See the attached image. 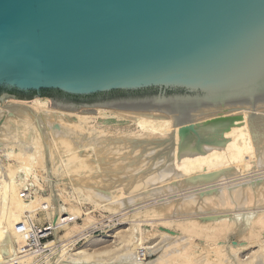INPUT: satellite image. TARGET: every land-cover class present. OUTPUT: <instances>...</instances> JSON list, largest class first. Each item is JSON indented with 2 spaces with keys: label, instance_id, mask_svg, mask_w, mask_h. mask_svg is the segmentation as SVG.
<instances>
[{
  "label": "water",
  "instance_id": "95a60500",
  "mask_svg": "<svg viewBox=\"0 0 264 264\" xmlns=\"http://www.w3.org/2000/svg\"><path fill=\"white\" fill-rule=\"evenodd\" d=\"M35 98L176 117L264 101V0H0V107Z\"/></svg>",
  "mask_w": 264,
  "mask_h": 264
},
{
  "label": "bare ground",
  "instance_id": "6f19581e",
  "mask_svg": "<svg viewBox=\"0 0 264 264\" xmlns=\"http://www.w3.org/2000/svg\"><path fill=\"white\" fill-rule=\"evenodd\" d=\"M3 104L8 105V106H10V105L24 106L30 112H28V111H17V110H6V109H3L0 107V140H2L7 145V144H10L14 139L18 140V141L20 140V141L25 142V140H27V138L30 137L28 139L29 140L28 143H30V141H31L32 144L31 145L29 144L31 147L30 150H25V151H21L20 148H18V149L16 148L17 150H15L13 147H15L16 144L13 147H12V145H10L13 150L12 149L7 150L10 147L9 146L6 149L5 156H3V154H1L3 156V160H1V158H0V160H1V162H0V264H3L7 257H13L12 254H13L14 244L19 242L23 246L25 245L23 233L22 234L18 233L16 231V228H15L16 227L15 224L19 221L20 215L24 211H29L33 215V212H36L35 210H37V208L42 209L43 207H47L45 209H50L49 204H51L50 202H51L52 197H53V196H51L52 193L50 194V196L48 198H42L39 196L31 197V196H29L28 193L25 192L28 190V188L26 190L24 189L26 186L24 187V185L22 184V179H19L16 177L17 172L20 171L24 175L23 177L27 179V177L30 175L31 169H29V166H31V165L36 166V168L46 166L43 162H45L44 160H45V157L47 155L50 156V159H54V162H55L58 160V159L55 160L57 155L59 156V154H60L63 158L62 159L63 163H61L62 166H63V164L66 167L71 165V164H75L76 166L74 165L75 167L73 169L74 173L72 174V176H70V180L74 181L75 184L79 185L78 188L79 187L81 188V189L80 188L79 189L81 190V193L83 192V194H84L83 196L90 197V198H92V200H94V198H95V200H98V198H96V196H95L94 191H96L98 189L99 185H100V187L102 186L101 181H100V184L97 186V184L99 183L97 177H94L95 178L94 179L92 177L93 173H91V172L89 173V171H91L92 168H94V166H97L98 164L100 165L101 162L103 163L104 158L107 157V160H108V157H109L108 155H111L114 153L113 158H111V160L115 159V156H116L115 152L116 151H119L118 152L119 154L117 153L115 160H117L118 159L117 157L119 156L120 158H119L118 162L120 163V165H118L116 167V163H118V162L114 161V162H116V163H114L115 168L120 167V169L124 168V170H125L124 164H127L126 165L127 167L131 166L132 168H135L136 171L138 172V174L136 175L134 173L133 177L134 176L135 177L133 180L137 183H143L145 181H149L150 179H152L157 174L158 170L161 169L163 166H165L164 165L165 163L162 164L163 161L164 162L169 161L172 163V165L175 167V169L177 168V170L174 172H176L175 175L178 174V176H177L178 179H180L181 177H185L187 175H191L192 172L194 174H199V175H203V176L205 175V177H206V175H211V174L217 175L216 173L225 171L226 170L225 168H227V167L228 168L234 167L235 171H237L238 168H241V170L244 171L245 169H247L246 167L249 168L251 165L254 164V163L250 164L251 160L253 159V158L250 159V157L251 156L254 157V154L252 153L254 150H251V146L255 145L254 143H258L256 146H259V143L261 145H264V101H259V102H255V103L251 102V103H243V104H237V105H228V106L208 108L205 110L194 112L187 117H176V116H174L170 113H166V112L128 111V110L106 109V108H97L95 115L79 114V113H74V112H70V111L52 108V107H50V100L47 98H35L31 101H18V100L8 99ZM51 126H54L53 128L55 129V131H57V135L53 139L54 141H52V142H55L54 144H52V145H54V147L51 144H49V142H48V144L45 143L43 145V143L46 142L48 139V138L44 139V137L46 135L44 136V134H43V137H42V135L40 136L39 133L35 134L36 130H40V129L45 130V128H50ZM66 130L68 131V133L66 132ZM49 131H51V130L49 129ZM63 131H64V133H63ZM39 132L43 133V131H41V130ZM45 132H46V130H45ZM46 134H48V133H46ZM50 134H49V139L52 137ZM44 140H46V141H44ZM27 141L25 142V144L27 143ZM81 141L84 142L85 145L87 144V146L85 148L83 147L84 149L81 148L79 145H77ZM50 142H51V139H50ZM19 143H21V142H19ZM84 143H83V145H84ZM182 144L184 145L183 148L185 146L189 149L193 148V150H195V152H193V154H192L193 150L191 149L192 151L190 154L189 150H188L189 152L187 150H185V152L187 151L189 154L183 155L182 154L183 148H181ZM0 146H2V145H0ZM28 148H29V146H28ZM80 148H81V150H79ZM180 149H181V151H180ZM254 149H256V147ZM260 149H261V147H260ZM249 151L253 155H251V153ZM258 152H259V149H258ZM261 152H260V154H261ZM244 153L245 154L250 153L248 155H251L250 157L247 155L249 158L245 155L248 158V160H250V162L248 164H247L248 161L243 160L245 157ZM2 156H0V157H2ZM241 159H242V161H244L243 164L240 163ZM109 160H108V162H109ZM254 160H252V161L254 162ZM51 161L49 160V162H51ZM18 162L21 164L20 166H17V164H19ZM54 162L50 163V164H52L53 167H54L53 164L56 165V162L55 163ZM59 162H60V160H59ZM104 162H106V160ZM258 162H260V161H258ZM106 163H104L103 165H106ZM121 164H123V168H122ZM109 165L112 166L111 164H109ZM114 165L112 166L113 168H114ZM161 165H162V167L160 168ZM255 166H257V165H255ZM106 167H107V165H106ZM99 168L100 167H98V169ZM103 168L105 169V167H103ZM108 168H109V166H108ZM234 168L232 170H234ZM98 169L97 170L94 169V173H95V170L98 171ZM120 169H118V170H120ZM223 169H225V170H223ZM39 170L38 171L36 170V171L39 172ZM171 170H172L171 168L168 169L169 172ZM109 171H110V173L112 172L111 170H109ZM122 171H117V169H115V170H113V172L111 174L114 175L117 172L122 173ZM125 171H124V173H126V175H127L128 172H130V169H129V171L127 169L128 172H125ZM166 171L167 170H165V172ZM239 171H240V169H239ZM108 172H106V173H108ZM227 172H229V171L227 170ZM247 172H248V170H247ZM103 173H104V171H103ZM110 173H109V175H111ZM171 173H172V171H171ZM231 173H232V171H231ZM233 173H234V171H233ZM88 174L89 175L91 174L90 177ZM223 174H225V173L223 172ZM107 175L108 174H106V176ZM113 175H111V177ZM106 176H105V178H106ZM128 176H130V175H128ZM203 176H201V177H203ZM32 177H33V179H35L34 176H32ZM100 177H102V176H100ZM193 177H195V176H193ZM196 178H198L197 175H196ZM128 179L131 181L130 177ZM178 179H177V181L179 182ZM198 179H201V178H198ZM205 179H207V178H205ZM210 179H213V178L211 177L207 180H210ZM214 179H215V177H214ZM235 179H237V178H235ZM167 180H168V178H167ZM172 180H175V179L173 178ZM36 181L37 180L35 179L30 184L33 185V187H34V184L38 186ZM195 182L197 183V181H195ZM212 182H213V180H212ZM113 183H118V182H113ZM113 183L112 184L110 183V184L113 186ZM190 183H191V181H190ZM200 183H201V181H200ZM69 184L71 186V183H69ZM102 184L104 185L103 182H102ZM160 184H162V182ZM61 185H63V184H61ZM111 185H108V186H111ZM117 185H119V184H117ZM125 185H127V184H125ZM185 185H186V183H185ZM202 185H204V184H202ZM95 187H96V190H95ZM102 187H103V189L105 188V186H102ZM102 187H101V191L99 190L100 192H103ZM142 187L145 188V185H142ZM188 187L190 188V186H188ZM195 187H197V186H195ZM56 188H58L57 184H56ZM107 188H105V189H107ZM149 188H151V187L149 186ZM110 189L112 190V187ZM110 189L108 188L107 191L109 190L111 193L113 190H115V189H113L111 191ZM120 190H121V187L118 191H120ZM223 190H224V188H223ZM248 190H249V188L246 190L245 189H243V190L237 189V190L232 191V192H230V191L225 192L227 190H224V191L221 190L222 193L216 197L220 196L225 201L224 205L229 204L228 207L232 205V207L234 206L233 207L234 209H235V207H239V206H242L245 204L246 205L248 204V206H250V205L255 203V200L252 199L253 197H255V195L252 194L253 196L251 197L250 193H253V192H251L252 189H251V191L250 190L248 191ZM122 192L123 191L118 192V193L116 192L114 194V196H113V194H111L112 196H110V194H109V196L111 197V198L110 197L109 198L111 199V201L112 200L116 201V198H118V196L121 197L119 195V193H122ZM134 192H135V190H134ZM255 192H256L255 194L257 196V197H255V199H258L261 197L262 203H260V201L258 203L263 204V206H264V186L259 191H257V189H256ZM104 193H105V190H104ZM113 193H114V191H113ZM146 193L147 192L143 193V194H145L144 196H146ZM207 194L209 195L210 193H205V196H207ZM214 194H215V192H214ZM115 195L117 197H115ZM148 195H150V194H148ZM198 196H200V195H198ZM123 197H124V195H123ZM24 198H27V199H24ZM121 198H118V199H121ZM96 202H98V201H96ZM99 202H101V201L99 200ZM146 202H147V200H146ZM206 202H208V200L205 201V203ZM94 204H95V202H94ZM198 204L201 205L202 202L201 201H192L186 207L184 206L185 208L183 210L194 209L198 206ZM149 205H151V204H149ZM222 206L220 205V208ZM136 207H137V205H136ZM224 207L227 208V206H224ZM255 207H257V206H255ZM150 208H152V207H150ZM172 208L173 207H171V209ZM201 208H202V206H201ZM231 208H230V210H231ZM214 209H217V208H215V206H214ZM260 209H261V207H260ZM71 210L72 209H70L69 211H71ZM115 210H114V212H115ZM248 210H249V208H248ZM118 211H119V208H118ZM74 212H75V210H74ZM74 212L71 211L70 213H68V212L67 213L71 215L70 217H72V213H74ZM225 212H226V210H225ZM48 213L51 214L52 212L51 213L48 212ZM76 213H78V212L76 211ZM157 215H160V214H157ZM260 215H258V218L256 217L257 218L256 220L253 219L252 222H249L248 224L244 225L243 227H241L239 229V237L247 238L248 243H249V241L251 242L252 240H254L257 237V235L259 234V232L264 229V217H260ZM66 216H68V215H66ZM74 216L77 217V214L74 213ZM134 216H136V215H134ZM255 216H257V215H255ZM33 217H35V216H32V218ZM87 217H89V216H87ZM238 217H237V219L239 220ZM52 218H53V216H52ZM85 218H86V216H85ZM161 218H159V219H161ZM190 218H191V216H190ZM90 219H91V217H90ZM90 219L89 218L82 219L84 221V223H82V224L85 225V223H88V225H86V226H89L90 223H92V222L94 223V221L92 219L90 221ZM65 221H67V220H65ZM212 221H209V223H206L204 225L203 224L201 225L200 223L196 222V220L188 222L187 223L188 227L182 229V232L184 234L188 235V239H186V240H188L187 243L184 245H182L181 243H180L181 245H177V246L175 245L176 248L174 247L175 249L172 248L171 251L169 250L168 253L166 252L165 257L163 259H161V261L159 259L158 261L160 263L159 262L158 263L159 264H218V263H220L221 260L224 259L223 256L225 255L224 247L222 248V246H221L222 244L220 245V239H222L224 237V235H226V233L229 232L234 227L235 222H231V221L227 222V220L222 221L221 219H220V221L219 220L218 221L216 220L214 222H212ZM233 221H235V220H233ZM169 224L170 223H168V225H167V223L165 224V222H162V226L164 228H168ZM84 225H81L79 228H81ZM164 225H167V226L165 227ZM76 227H77V225H76ZM159 227H161V223H160ZM169 227H171V226H169ZM69 228H70V226H69ZM69 228L67 230H69ZM84 229H85V226H84ZM150 229H151V227H150ZM72 230H75V229L72 228L69 232H71ZM76 230L77 231H74V233H73V231H72V233L67 232L68 233L67 235L69 236V234H71L70 236L72 239V237H73L72 235L73 234L75 235L76 234L75 232L78 233L79 229H76ZM129 232H130V230H129ZM155 232L153 234H156L159 231L156 233ZM131 234H132V232H131ZM142 234L144 236V233H142ZM142 234H141V236H142ZM163 234H165V233H163ZM78 235H79V233H78ZM161 235H159V236H161ZM64 236H66V235H64ZM143 236H142V238H143ZM69 237H68V240H70ZM121 237H123V236H121ZM129 237L130 236L128 235L127 238H129ZM239 237H238V239L240 240ZM127 238H126V240H124V238H122V240L125 241L124 243L129 242L127 240L131 239V238L130 239H127ZM194 239L201 240L202 242L200 244H202V245L205 244L207 246L203 247L201 250H199L200 252L198 251V253H196V251H194V248L198 245L194 243ZM58 240L57 241L60 242V239H58ZM61 242H62V240H61ZM252 243L253 242H251V244ZM253 244H255V242ZM262 244H263V242H262ZM61 246H64V245H61ZM24 247H23V249H24ZM255 247H257V246H255ZM261 247H259V248L261 249ZM17 248H18V246H17ZM179 248H180V250H179ZM196 248H195V250H196ZM246 248H248V246ZM229 249H230V247H229ZM232 249L234 250V248H232ZM236 249H235V251L239 250V249H237V250ZM177 250H179V251H177ZM261 250H260V252H261ZM78 253H80V254H78ZM78 253L75 256H73L74 258L70 257L71 258L70 262H69L70 264H91V262H89L91 260L90 259L91 257H88V254H84V253L82 254V252H80V251H78ZM207 254L209 255V259L207 257L205 258V256H208ZM256 254L257 253H255V255ZM255 255H254V258H255ZM262 256H264V255H262ZM203 258H204V262L202 263ZM225 258H226V255H225ZM260 258H261V256H260ZM24 259H26V258H24ZM29 259H27V260L30 262L31 260H29ZM206 259H207V261H205ZM21 260H23V259H21ZM249 260H251V257ZM252 260H253V258H252ZM26 261L23 260L24 263ZM223 264H224V261H223Z\"/></svg>",
  "mask_w": 264,
  "mask_h": 264
},
{
  "label": "rangeland",
  "instance_id": "374dc122",
  "mask_svg": "<svg viewBox=\"0 0 264 264\" xmlns=\"http://www.w3.org/2000/svg\"><path fill=\"white\" fill-rule=\"evenodd\" d=\"M53 127L54 126H51L50 128H45L46 132L44 129H40L41 131H43V133L39 132L40 130H36L35 134L39 133V135L40 136L42 135V137L44 134V136L45 135L47 136V137L45 136L44 139L48 138L47 141L44 140L46 142H44L43 145L45 143L48 144V142L51 145L55 143L52 141H54L53 139L57 135V131H55V129ZM49 129L51 131H49ZM66 132L68 133L67 130H66ZM46 133H48V134H46ZM63 133H64V131H63ZM49 134L52 136V137L50 136L52 143L50 142ZM29 138L30 137H28L27 140ZM27 140H25V142ZM82 141L77 145H79L81 148H83V147L85 148L87 146V144L85 145V143ZM19 142H21L22 144ZM25 142L20 141V140L18 141V140L14 139L10 144L6 145L2 140H0V145H2V146H0L1 147L0 148V156H2L1 154H3V156H5L6 149L10 145H12V147H13L16 144L15 147H13L15 150H17L18 148H20L21 151L30 150V148H31L30 145L32 144L31 141H30V143H28L29 142V140H28L27 141L28 144L27 143L25 144ZM83 143H84V145H83ZM254 144L255 145L251 146V150H254L252 152L254 154V157L251 156V155H253L250 152L251 150L249 151L251 153V155H248L250 153H247V154H245L246 152L244 153V156L248 155L249 157L251 156L250 159H252V158H253L252 160L255 159L254 162L251 160L250 164H253V163L254 164L250 166L251 168L249 167L250 169L248 167H246L247 169L244 170L245 172L242 171L241 168H238L237 171H235L234 167H233L234 170H232L233 169L232 167H230L231 169L227 167V168H225L226 170L223 169L226 172L225 171L218 172V173H216L217 175L211 174V175H206V177H205V175L203 176V175H199V174H194L192 172L191 175H187V176L181 177V178L179 177L180 179H178V177H177L178 174L175 175L176 172H174L177 170V168L175 169V167L172 165L171 162H169V161L164 162L163 161L162 164L165 163L164 164L165 166L162 167V165H161L160 168L161 167L162 168L161 169L158 168L159 170H158L157 174L152 179H150L149 181H145L143 183H137L133 180L135 177V176L133 177L134 173L136 175L138 174V172L136 171L135 168H132L131 166L127 167L126 166L127 164H124L126 171L123 168V164H121L123 169H120V167L115 168L114 163L118 162L120 157L118 156L117 157L118 159L115 160L117 153L119 151H116V152L114 151L115 155H116V156L114 155L115 159L111 160V158H113L114 153L111 154L112 156L108 155L110 157V158L108 157V160L110 159L112 162L110 160L108 162L107 157H106V158H104V161L106 160L107 163L102 160L103 163L102 162L100 163L101 166L98 164L97 166H94V168H92L91 171H89V173L90 172L93 173L92 174L93 178L97 177V179L99 181L97 186L100 184V181H101V185L105 186V188L108 187L110 189L112 187V190L115 189V190H113L114 193L110 189L112 191V193H111L109 190L107 191L108 188L103 189V187L101 186L103 189L102 190L103 192H100L101 191L100 185H99L97 190H96V187H97L96 186L95 187L96 191H94V192H95V196H96V198H98V200H95V198H94L95 201L92 200V198H90V197L83 196L84 194H83V192L81 193V190H80L81 188L80 187H79L80 189L78 188L79 185L75 184L74 181L70 180V176H72V174L74 173L73 169L76 166L75 164H71L67 167L63 164V166H62L61 163H63V160H62L63 158L59 154V156L57 155V157L55 159V160L58 159L57 160L58 162L55 161L56 165L53 164L54 165V167H53L52 164H50V163L54 162V159H50V156L47 155L45 157V160H44L45 162H43L46 166H42L43 168L42 167L36 168V166L31 165V166H29V169H31L30 175L27 177V179L23 177L24 175L20 171L17 172L16 177L19 179H22V184L24 185V187L26 186L24 189L26 190L28 188V190L25 192L28 193L29 196H31V197L39 196L42 198H48L50 196V194L52 193L53 195L51 194V196H53V197H52V200L50 202L51 204H49L50 209H45L47 207H43L42 209L37 208L38 211L35 210L36 212H33V215L29 211H24L20 215V219L15 224V226H16L15 228H16V231L18 233H21V234L23 233L24 243H25L24 246L25 247L22 244H20L19 242L14 244L13 254H12L13 257H7L3 264H9V263L10 264H32V263L33 264L34 263L35 264H70L69 263L70 259L74 258L73 256H75L78 253V251L82 252V254L83 253L88 254V257H91L90 258L91 260L90 259H89L90 261L88 260L89 262H91V264H159L160 262L158 260L160 259V261H161V259H163L165 257L166 252L168 253L169 250L171 251V249L174 248L175 245L176 246L181 245V244L184 245L187 243L188 240H186V239H188V235L184 234L182 232V229L188 227L187 226L188 222L196 220V222L200 223L201 225L202 224L204 225L206 223H209V221H212V220H213L212 222H214L216 220L220 221V219L222 221L227 220V222H229V221L235 222L234 227L229 232H227L226 235H224V237L222 239H220V245L222 244L221 245L222 248L224 247V252L226 255V258L224 255L223 256L224 259H222L224 261V264H264V260H263L264 256H262V255H264V229L259 232V234L257 235L258 238L257 237H256L257 239L255 238L257 241L255 239L251 241L253 243L255 242V244L252 243L253 245L251 244L250 241L248 243L247 238L239 237V229L241 227L248 224L249 222H252L253 219L256 220L258 218V215H260V214H261L260 217H264V208H263L264 206H263V204H260V203H262L261 197L258 199H255V197H257L255 194L256 193L255 190L257 189V191H259L264 186V152H263L264 151V148H263L264 145H261L259 143V146H256L258 143H254ZM28 146H29V148H28ZM52 146L54 147V145H52ZM183 146L184 145L182 144L181 148H183ZM254 146L256 147V149H254L255 148ZM10 147L7 150L12 149V147L11 148ZM260 147H261V149H260ZM81 148L79 150H81ZM191 149L193 150V148L189 149L185 146L182 150V154L183 155L189 154L188 153L189 151L191 154V151H192ZM258 149H259V152H258ZM185 150H187V151L189 150V151L185 152ZM180 151H181V149H180ZM193 152H195V150L192 151V154H193ZM260 152H261V154H260ZM3 156L0 157L1 160H3ZM246 156L244 157V159L243 158L242 159L248 161L247 162V164H248L250 162V160H248L249 157L247 156L248 157L247 158ZM47 158L50 161L51 160L52 161L49 162V160ZM242 159H241V161H242ZM1 160H0V162H1ZM59 160H60V162H59ZM114 161H116V162H114ZM241 161H240V163L243 164L244 161H242V162ZM258 161H260V162H258ZM104 163H106L107 167H106V165H103ZM108 163L111 164L112 166L114 165V168L112 166H110ZM20 165H21L20 163L17 164V166H20ZM118 165H120L119 162L116 163V167ZM255 165H257V166H255ZM108 166H109V168H108ZM98 167H100V168L98 169ZM103 167H105V169ZM169 168L172 169L171 171L173 174L171 173V171L170 172L168 171ZM94 169H96V170L98 169V171L95 170V173H94ZM115 169H117V171H122V170L123 171H122V173L120 172L121 174L119 172H117V173L115 172L116 174H114V175L111 174L113 172V170H115ZM118 169H120V170H118ZM127 169H128V171L130 169L131 173L128 172ZM239 169H240V171H239ZM36 170L37 171L39 170V172H37ZM109 170H111L112 172L110 173ZM165 170H167V171L165 172ZM227 170L230 173L227 172ZM247 170H248V172H247ZM103 171H104V173H103ZM124 171L128 172V174L126 175V173H124ZM231 171H232V173H231ZM233 171H234V173H233ZM106 172H108V173H106ZM223 172L225 174H223ZM109 173L113 176L111 177V175H109ZM106 174H108L109 176L108 175L106 176ZM90 175H89V177H90ZM128 175H130V176H128ZM196 175L198 176V178H201V179L196 178ZM32 176H34V178L37 180L36 182H37L38 186L34 184V187H33V185L30 184L32 181L35 180V179H33ZM100 176H102V177H100ZM105 176H106V178H105ZM193 176H195V177H193ZM201 176H203V177H201ZM129 177H130L132 182L128 179ZM211 177L213 179L207 180ZM214 177H215V179H214ZM167 178H168V180L170 179L169 180L170 182L167 180ZM173 178L175 180H172ZM205 178H207V179H205ZM235 178H237V179H235ZM177 179L179 180V182L177 181ZM212 180H213V182H212ZM190 181H191V183H190ZM195 181H197L198 184ZM200 181L204 185H202L200 183ZM102 182L104 183V185L102 184ZM113 182H118V183H113ZM161 182H162V184H160ZM69 183H71V186ZM110 183L111 184L113 183V186ZM185 183H186V185H185ZM56 184H57L58 188H56ZM61 184H63V185H61ZM117 184H119V185H117ZM125 184H127V185H125ZM108 185H111V186H108ZM142 185H145V188H143L144 186L142 187ZM148 185L151 188H149ZM188 186H190V188ZM195 186H197V187H195ZM120 187H121V190L118 191L120 189ZM223 188H224V190H227L225 192H229V191L232 192V191H235L237 189L238 190H243V189L246 190L248 188L251 191V189H252L251 192H253V193H250V194H251V197L253 195H255V197L252 198L255 200V203L252 204L253 206L250 205L251 207L248 206V204L247 205L245 204L246 206L242 205L239 207H235V209L233 208L234 206L232 207V205L228 207L229 204L224 205L225 201L223 198H221L220 196L216 197V196L220 195L222 193V191H224ZM104 190H105V193H104ZM134 190H135V192H134ZM121 191H123V192L119 193V195L122 198L118 196V198H121V199L116 198V201L115 200L111 201V199H110L111 198L110 196H112L111 194H113V196H114V194L116 192L118 193ZM145 192H147L146 196H144L145 194H143ZM204 192L210 193V194L209 195L207 194V196H205ZM214 192H215V194H214ZM109 194H110V196H109ZM148 194H150V195H148ZM116 195H115V197H117ZM123 195H124V197H123ZM198 195H200L201 197ZM24 199H27V198H24ZM99 200L101 202H99ZM146 200H147V202H146ZM207 200L209 203L208 202L205 203V201H207ZM96 201H98V202H96ZM192 201H201L202 204L201 205L198 204V206L194 209L183 210ZM259 201H260V203H258ZM94 202H95V204H94ZM149 204H151V205H149ZM136 205H137V207H136ZM220 205L221 206L223 205V206L220 208ZM170 206L173 208L171 209ZM201 206H202V208H201ZM214 206L217 209H214ZM224 206H227V208ZM255 206H257V207H255ZM150 207H152V208H150ZM260 207H261V209H260ZM118 208H119V211H118ZM230 208L232 211L230 210ZM248 208H249V210H248ZM70 209H72L71 211H73V212L75 210L74 213L77 214V217L74 216V213H72V217H70L71 215L68 214L71 212V211H69ZM114 210H115V212H114ZM225 210H226V212H225ZM76 211L78 213H76ZM48 212H50V213L52 212L51 213L52 215L49 214ZM152 213L153 214L155 213V214L153 215ZM133 214L136 216H134ZM157 214H160V215H157ZM31 215L35 216V217L32 218ZM66 215H68V216H66ZM255 215H257V216H255ZM52 216H53V218H52ZM85 216H86V218H89V219L91 217V219L94 221V223L89 222L90 223L89 226H86V225H88V223H85V225L82 224V223H84V221L82 219H86ZM87 216H89V217H87ZM190 216H191V218H190ZM237 217L239 218V220L237 219ZM159 218H161V219H159ZM91 219H90V221H91ZM65 220H67V221H65ZM233 220H235V221H233ZM159 222L161 223V227H159L160 226ZM162 222H165V224L167 223V225H168V223H170L169 226H171V227L168 226V228H164L162 226ZM76 225L78 228L76 227ZM81 225H84L85 229H84V226L79 228ZM167 225H164V226L166 227ZM69 226H70V228H69ZM150 227H151V229H150ZM68 228H69V230H67ZM72 228L75 229V230H72L73 233H74V231H77L76 229H79L78 230L79 235L77 232H75L76 234L75 235L73 234L72 235L73 237L71 239V236H70L71 234H69V236H70L69 237L67 235L68 234L67 232H69ZM129 230H130V232H129ZM72 231L69 233H72ZM155 231L156 232L159 231V232L156 233ZM131 232H132V234H131ZM154 232L156 234H153ZM162 232L165 234H163ZM142 233H144V236ZM141 234H142L143 238H142ZM64 235H66V236H64ZM128 235L130 236L129 238H127ZM159 235H161V236H159ZM121 236H123V237H121ZM68 237L70 238V240L72 242L70 240H68ZM238 237L240 238V240L238 239ZM122 238H124V240H126V238L127 239L131 238L130 239L131 241L127 240L130 243L127 241H126L127 243H124L125 241L122 240ZM58 239H60V242L62 240V242L61 243L58 242L59 241ZM201 242L202 241L199 239H194V243L198 245V246H196L197 248L195 247L196 250L194 248V251H196V253H198V251L201 250L203 247L207 246L205 244L204 245L200 244ZM262 242H263V244H262ZM61 245H64V246H61ZM246 245L248 246V248H246L247 247ZM17 246H18V248H17ZM22 246L24 247V249ZM255 246H257L258 248ZM168 247L169 248L171 247V248L169 249ZM229 247H230V249H229ZM259 247H261L262 250ZM232 248H234V250ZM236 248L239 250H237ZM165 249L166 250L168 249V250L166 251ZM235 249L237 251H235ZM259 249L261 250V252ZM179 250H180V248H179ZM179 250H177V251H179ZM255 253H257V254L255 255ZM78 254H80V253H78ZM254 255H255V258H254ZM260 256H261V258H260ZM206 257L209 259V255L205 256V258ZM250 257H251V260H249ZM24 258H26V259H24ZM252 258H253V260L254 259L255 260L253 261ZM21 259H23L24 261L29 259L31 261L29 262L27 260L24 263L23 260H21ZM222 260L218 264H223ZM205 261H207V259ZM203 262H204V258H203L202 263Z\"/></svg>",
  "mask_w": 264,
  "mask_h": 264
},
{
  "label": "trees",
  "instance_id": "16d2710c",
  "mask_svg": "<svg viewBox=\"0 0 264 264\" xmlns=\"http://www.w3.org/2000/svg\"><path fill=\"white\" fill-rule=\"evenodd\" d=\"M151 91V90H149ZM143 93H148V91H144V92H136V93H131L132 95H135V94H143ZM33 94V93H32ZM42 95H49V96H62V94H60L59 92H52V91H42L41 92ZM27 94H22V96H25ZM31 95V94H29ZM128 95V93H125V92H112L110 94H105V95H94V96H89V97H86V98H77V97H73L74 100H79V99H83V100H94V99H97L98 97H116V96H126Z\"/></svg>",
  "mask_w": 264,
  "mask_h": 264
}]
</instances>
